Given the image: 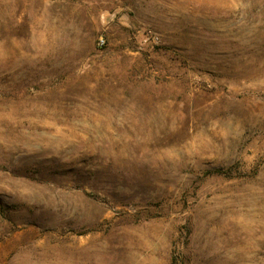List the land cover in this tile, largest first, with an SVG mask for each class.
<instances>
[{"label":"rangeland","instance_id":"374dc122","mask_svg":"<svg viewBox=\"0 0 264 264\" xmlns=\"http://www.w3.org/2000/svg\"><path fill=\"white\" fill-rule=\"evenodd\" d=\"M0 264H264V0H0Z\"/></svg>","mask_w":264,"mask_h":264},{"label":"built area","instance_id":"2783aa9c","mask_svg":"<svg viewBox=\"0 0 264 264\" xmlns=\"http://www.w3.org/2000/svg\"><path fill=\"white\" fill-rule=\"evenodd\" d=\"M105 44L104 40L100 41V46H103Z\"/></svg>","mask_w":264,"mask_h":264}]
</instances>
